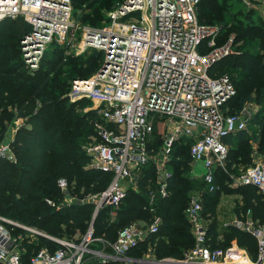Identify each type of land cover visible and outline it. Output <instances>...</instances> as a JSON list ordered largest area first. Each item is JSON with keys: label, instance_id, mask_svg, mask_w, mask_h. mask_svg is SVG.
<instances>
[{"label": "built area", "instance_id": "1", "mask_svg": "<svg viewBox=\"0 0 264 264\" xmlns=\"http://www.w3.org/2000/svg\"><path fill=\"white\" fill-rule=\"evenodd\" d=\"M241 1L249 10H264V3L258 0ZM200 2L123 0L111 13L109 24L93 26L81 25L72 0H0V21L23 18L29 24L20 47L32 70L40 67L46 52L55 46L67 55L91 50L102 53L93 74L71 78L67 94L71 100L92 101L90 109L98 118L93 121L95 134L85 150L93 157V167L113 172L109 185L94 201L93 218L79 240L52 236L0 213V264H122L124 256L132 258L129 264H140L136 259L144 260L142 264H264V219L256 221L248 209L231 223L256 237V256L236 244L219 246L205 219L202 196H192L186 206L194 244L181 257H157L152 251L143 256L133 253L149 235L160 231L161 217L144 223L132 221L120 228L113 241L94 235L99 211L111 206V216L117 215L127 185H137L139 171L149 160L155 159L158 176L159 172L167 176H162L159 192L170 194V173L158 165V150L150 144L155 133L162 138L160 152L169 159L180 139L191 142L192 159L203 161L202 192L221 189L218 167L231 176L227 168L231 143L226 137L240 131L253 133L259 109L246 102L239 110L230 111L226 103L236 93L232 81L225 74H211L218 61L234 52L235 35L218 45L222 26L199 21ZM24 123L23 117L17 118V127ZM164 125L166 129L158 131ZM3 157L15 159L10 143H0ZM252 157L255 162L235 182L253 185L264 194V150L254 151ZM58 186L65 190L68 179L60 177ZM156 194L150 190L151 210L157 209ZM42 237L57 246H43L30 253V245H37ZM95 241L101 245L94 248Z\"/></svg>", "mask_w": 264, "mask_h": 264}, {"label": "trees", "instance_id": "2", "mask_svg": "<svg viewBox=\"0 0 264 264\" xmlns=\"http://www.w3.org/2000/svg\"><path fill=\"white\" fill-rule=\"evenodd\" d=\"M72 1L74 11L78 5L87 2L86 7L90 12L86 19L96 24L103 9L115 0ZM226 2L224 4L228 8ZM221 3L219 0H201L197 9L199 21L204 24L211 21L208 10H226ZM230 16L231 21H218L222 31L217 44L225 43L234 34V50L238 51L218 61L211 74H225L232 81L236 93L226 103L230 111L239 110L246 102H257L262 107L253 120V133L240 131L226 137L231 143L227 162L229 170L233 163L240 160L247 163L254 151L264 150V16L253 9L245 13L244 19H235L234 13ZM29 28L23 18L0 21V143H10L15 154V159L0 158V213L56 236L64 235L62 224L72 232L85 233L93 218L95 203L73 204L57 209L46 199L51 196L58 199L60 196V177H66L68 181L75 178L80 186L92 187L99 193L107 188L113 178L111 171H103L92 165L86 167L91 156L86 152L84 143L91 141V136L95 134L93 121L98 114L95 110H86L90 99L71 100L67 94L71 78L88 76L91 71L97 70L102 53L94 50L92 53L67 55L63 48L55 46L46 52L40 67L32 70L24 62L20 47V40ZM18 117L25 119L20 127L16 125ZM14 128L17 129L15 134ZM160 140V134L155 133L150 144L156 147ZM190 158L191 142L175 143L167 164L171 171L170 194L167 196L158 190L156 161L149 160L139 171L137 185L129 183L117 216H111V206L99 211L94 222V235L113 241L120 228L139 216L143 215L145 221L150 220V190L154 189L157 192L154 206L163 217L161 229L149 235L140 245L153 241L161 246L158 257H181L184 247L194 244L191 224L185 214L188 199L192 190L204 187L203 180H194L189 175ZM216 174L219 184L221 177L229 176L221 167L217 168ZM240 190L243 192L245 212L251 209L253 215L260 214L263 220L264 194L253 185L241 186ZM220 192L221 189L216 192L204 189L202 192L203 203L210 206L214 218ZM230 227V233H227V228L223 230L228 243L236 238L240 245L248 246L251 251L255 249V243L248 233ZM210 231L214 243H218V237L223 232L220 233L215 220ZM156 236L159 239H154ZM186 237H190V240ZM40 241L57 246V243L44 237ZM41 243L30 245L29 252L39 249ZM138 250L135 248L133 253L140 254ZM253 252L256 256V249ZM84 264L92 263L86 261Z\"/></svg>", "mask_w": 264, "mask_h": 264}, {"label": "rangeland", "instance_id": "3", "mask_svg": "<svg viewBox=\"0 0 264 264\" xmlns=\"http://www.w3.org/2000/svg\"><path fill=\"white\" fill-rule=\"evenodd\" d=\"M120 1L121 0H119V1L115 0L109 6L104 8L103 14H102L101 18L96 22V24H94L90 19H86L87 14L90 12L89 10H87V7H86L87 2L83 3L82 6L78 5V8H75V10H76L75 14L79 18L81 25L89 24V25H93V26H103V25L109 24L110 15L112 12L115 11L116 6L118 5V3ZM219 1L220 2L222 1V3H223V4L221 3L222 7H224V5H225L224 3L227 1L226 3L228 4V8L225 5L226 10L222 9V8L214 9V10H208V12L210 14V16H208V18L211 19V21L206 22L207 24H219L218 21L220 19H227L228 21H231V16H230L231 13L235 14V19L237 17L244 19L245 13H247V11H249L247 9V6L242 1H236V0L235 1H233V0H231V1L219 0ZM207 7H209V5L206 6L205 8H207ZM218 14H222V15H218ZM255 19H258V18L255 17ZM262 19L264 20V18H262ZM258 21L259 20H257V22ZM263 23H264V21H263ZM255 49L258 50V48H255ZM93 51L94 50H91L90 53H92ZM234 51H238V50L235 49ZM218 71H220V70L218 69ZM93 72L91 71L90 75L93 74ZM252 103H253L254 108L257 107L259 110L261 109V107H262L261 104H258L257 102H252ZM91 105H92V101H91V103L86 104V106H85L86 110H90ZM164 128L166 129V125H164ZM93 136H94V134L91 136V139ZM89 142L90 141H87L84 143V148L86 145H89ZM178 142L188 143V141L183 140V139H180V141H178ZM161 145H162V138L159 141V144L156 145V148L158 150L157 154L161 153L160 152L161 151ZM250 157H251V154H250ZM242 161L243 160H240L238 163H236V162L233 163V166L230 168L231 169L230 170L231 176L230 175L228 177L224 176V177H221L219 179L220 184H221V192L219 194L220 200H218V203L216 205V210H215V214H214L215 218L212 215V211L210 210V206H207L204 203V215H205V219L208 221V224H210V227H211L212 223L215 220L216 225L218 226V229L220 230V233L223 232V235L221 234L222 236H221V238H219V242L217 243L219 246L232 247L233 244H236L237 246H242L239 244V242L236 238H234L230 243H228V239L226 238V235L223 231L224 229L227 228V233H230L231 229H232L230 226H232L231 223L233 222L234 218L236 216L240 215L242 212L246 213L245 208H243L244 207L243 206L244 200H243V192H242V190H240L241 185H237L235 182V179H237V177L240 175V173L245 168H247L248 166L253 164L255 162V159L253 157H251L249 161H246L247 163H244ZM189 162H190V169H191L194 165L193 159L190 158ZM201 162L203 164L202 160H201ZM93 163H94V160H93V157H91V160L86 165V167L92 165ZM197 166H198L197 172L201 173V171L199 169V166L201 167V164L198 163ZM128 187H129V185H127V188ZM194 194L195 193H192V192L190 193L188 201L191 200V198ZM59 195L60 196L58 197V199H56L53 196L48 197L46 199L47 203L53 205L57 209L60 207H67V206H70L73 204H81V203L93 204L94 201L97 200V196H99V192H96L92 187L85 188L83 186H80L77 179H75V178L70 179L69 178V186L65 190L60 189ZM49 200H51V202H49ZM240 207H242V208H240ZM151 215H152L151 219L147 220L146 222H150L151 220H154L155 218H160V217L163 220L161 212L158 211L157 209L152 210ZM116 216L112 215V217H116ZM143 217H144L143 215L139 216V218L135 221H140V222L144 223L145 220L143 219ZM253 217L256 221L259 219H262V215H260V214H256V215L254 214ZM20 222H22V221H20ZM90 222H91V220H90ZM90 222H89V225H90ZM22 223H25V222H22ZM25 224H27V223H25ZM62 228L64 230V235L57 236V237H61V238H65V239H76V240H79L82 237L83 232H80V231L72 232V230L67 228V225H65V224H62ZM243 232L248 233L250 235L252 242L255 243V249L257 250L256 237L249 231L248 232L243 231ZM47 233L52 235V236H56V235L51 234L49 232H47ZM95 237L101 238L102 236H96L95 235ZM193 238H194V236H193ZM154 239H159V238H157V236H156ZM186 239L190 240V237H186ZM40 243H41V241H39L38 244H40ZM100 245H101V243L99 241L93 242L94 248L99 247ZM43 246L54 247L50 244V242L41 243L40 248ZM242 247L247 248L251 254H253L254 253L253 251H255V249L253 251H251V249L248 246H246V247L242 246ZM160 248H161V246L157 243H153V241H151L150 243H143L138 247V249H139L138 251L140 253V254H138V256H143L148 251H152V253H154L158 257L160 254ZM184 248L185 249H183V251L188 249L189 247H184ZM174 258H176V257H174Z\"/></svg>", "mask_w": 264, "mask_h": 264}, {"label": "crops", "instance_id": "4", "mask_svg": "<svg viewBox=\"0 0 264 264\" xmlns=\"http://www.w3.org/2000/svg\"><path fill=\"white\" fill-rule=\"evenodd\" d=\"M258 1H259V3H264V0H258ZM255 11H256V13H257L258 15L260 14V15L264 16V10H259V9H258V10H255ZM163 128H164V127L159 126V127H158V131L163 132V131H164ZM16 130H17V129H15V128L13 129V133H14V134H15ZM158 131H157V132H158ZM157 157H159V160H157V161H158V165H159V166H162L163 170H165V172H166L167 174L170 173V175H171V172H170V170H169L168 167H167L169 157H166L163 153L157 154ZM193 162H194V165H193V167L189 170V175H190V177H191L192 179H194V180H198V179H201V180H202V177H203V171H204L203 164H202L201 161L194 160V159H193ZM198 163L201 164V167L199 166V169H200L201 173L197 172V168H198L197 164H198ZM162 176H166V174H165V175H162V174L159 172V176H158V178H156V181H157L158 183L161 182V181H164V180H161V179H162ZM168 177H169V176H168ZM166 178H167V176H166ZM192 193H195V194H194L195 196H203V193H202L201 189H194V190H192ZM194 195H193V196H194ZM166 257H169V256H166ZM173 258H174V257H173Z\"/></svg>", "mask_w": 264, "mask_h": 264}, {"label": "water", "instance_id": "5", "mask_svg": "<svg viewBox=\"0 0 264 264\" xmlns=\"http://www.w3.org/2000/svg\"><path fill=\"white\" fill-rule=\"evenodd\" d=\"M103 66V65H102ZM102 66L100 67L102 69ZM132 260L131 257H128V256H124L123 257V263L122 264H129L130 261ZM136 261H138L140 264H142L143 262H145L144 260L142 259H136ZM120 264V263H119Z\"/></svg>", "mask_w": 264, "mask_h": 264}]
</instances>
